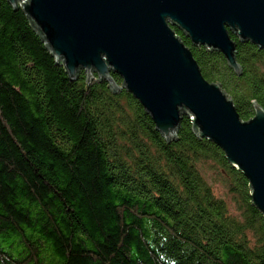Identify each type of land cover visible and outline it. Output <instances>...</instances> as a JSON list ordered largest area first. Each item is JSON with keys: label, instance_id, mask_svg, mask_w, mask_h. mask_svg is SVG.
<instances>
[{"label": "trees", "instance_id": "trees-1", "mask_svg": "<svg viewBox=\"0 0 264 264\" xmlns=\"http://www.w3.org/2000/svg\"><path fill=\"white\" fill-rule=\"evenodd\" d=\"M178 33L242 119L264 107V48L232 35L236 75ZM251 190L189 119L168 142L131 92L72 78L22 7L0 0V264H264Z\"/></svg>", "mask_w": 264, "mask_h": 264}, {"label": "water", "instance_id": "water-1", "mask_svg": "<svg viewBox=\"0 0 264 264\" xmlns=\"http://www.w3.org/2000/svg\"><path fill=\"white\" fill-rule=\"evenodd\" d=\"M22 6L49 41L68 74L85 70L87 79L124 80L170 142L182 121L209 139L251 184L252 203L264 214V107L241 118L222 85L202 73L191 48L221 52L241 75L236 36L264 48V0H9ZM177 28V30L175 29Z\"/></svg>", "mask_w": 264, "mask_h": 264}, {"label": "rangeland", "instance_id": "rangeland-1", "mask_svg": "<svg viewBox=\"0 0 264 264\" xmlns=\"http://www.w3.org/2000/svg\"><path fill=\"white\" fill-rule=\"evenodd\" d=\"M20 7H22L21 5H19ZM29 17V16H28ZM45 38V37H44ZM45 40L47 41V43L49 44V46H50V43H49V41L45 38ZM65 69H66V67H65ZM67 70V69H66ZM95 79H97L98 80V76H96L95 77ZM88 80V79H87ZM90 80H88V82H89ZM119 84V83H118ZM123 85H124V80H123V84L121 85V84H119V87L121 88V87H123ZM220 186L218 185V187H217V190H220ZM222 189V188H221ZM222 190H220L219 192H221Z\"/></svg>", "mask_w": 264, "mask_h": 264}, {"label": "bare ground", "instance_id": "bare-ground-1", "mask_svg": "<svg viewBox=\"0 0 264 264\" xmlns=\"http://www.w3.org/2000/svg\"><path fill=\"white\" fill-rule=\"evenodd\" d=\"M122 88V87H121Z\"/></svg>", "mask_w": 264, "mask_h": 264}]
</instances>
